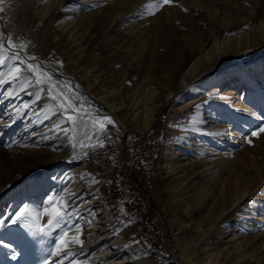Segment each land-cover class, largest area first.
<instances>
[{
  "label": "rangeland",
  "instance_id": "obj_1",
  "mask_svg": "<svg viewBox=\"0 0 264 264\" xmlns=\"http://www.w3.org/2000/svg\"><path fill=\"white\" fill-rule=\"evenodd\" d=\"M0 18V264H264V0H0ZM17 50L117 121L19 87Z\"/></svg>",
  "mask_w": 264,
  "mask_h": 264
},
{
  "label": "bare ground",
  "instance_id": "obj_2",
  "mask_svg": "<svg viewBox=\"0 0 264 264\" xmlns=\"http://www.w3.org/2000/svg\"><path fill=\"white\" fill-rule=\"evenodd\" d=\"M0 21H2V20H0ZM262 27H264V24H262ZM234 37L239 39L240 36L237 35ZM232 39H233V37L230 38L229 40H232ZM224 42L225 41L215 42V46L220 49L224 45ZM19 52L20 51L17 50V53H19ZM24 55L26 57H29L26 54H24ZM25 56L23 58H26ZM21 58H22V56H21ZM28 62L33 63V70H31L32 71L31 74L35 78L37 76H39L40 79L45 83V86L47 88H51V91L54 95L57 94L64 101L66 100L68 103H70L71 107H75V108L78 107L81 111L90 110L92 112L98 113L97 112L98 108L104 106L103 108L105 110H107L109 112V114H112L114 116V119L116 120V117H115L116 113H115L114 108L110 107V105L105 103L103 101V99H98L97 97L93 96V94L88 91L89 90L88 86L82 85V83H80L78 79L71 76L68 73V71L66 69H64L62 66H60L59 64L54 63L52 61H42V60L37 61V59H35L34 61L29 60ZM25 65L27 67V64H25ZM36 65H40L41 67H37ZM57 102H58V100H57ZM67 102H66V105H67ZM72 110H73V108H72ZM113 116H112V120H114ZM118 125H119V127H121L125 131V128L123 127V125L121 126L119 123H118ZM178 156H179L178 152H176V154L173 155V158H171V160H170L171 162H169L167 164L168 168H172V170H174V168H176L175 165H176V161L178 159ZM82 182H85V181H82ZM77 190L82 191V192L88 191L87 190V183H81V186H79ZM98 202H99V200H96L91 205H94V207L96 208V207L100 206V205H95ZM88 203H89V200H88ZM88 203H87V206H88ZM96 211H98V209ZM99 222H103V219H102V221H99ZM236 234L237 233H235V232L233 233L234 236ZM95 239H93V241ZM176 259H178V258L176 257ZM182 264H184V263H182Z\"/></svg>",
  "mask_w": 264,
  "mask_h": 264
},
{
  "label": "snow or ice",
  "instance_id": "obj_3",
  "mask_svg": "<svg viewBox=\"0 0 264 264\" xmlns=\"http://www.w3.org/2000/svg\"><path fill=\"white\" fill-rule=\"evenodd\" d=\"M171 2H172V0H163V4H165V5H168ZM3 38L7 39L8 48H14L15 47V44H13L12 39H11L10 36L6 37V35L4 33H0V49H3L4 46H5ZM8 59H10V60L19 59V62H20L19 65L13 63L12 66L9 68V72L7 73V75L11 76L12 79L17 80V81H22V82L18 83L19 87L24 88L26 84L27 85L35 84L38 88H40V86L43 84V81L40 79L39 76H37L36 79L33 81V80H24L23 77H19L17 75V74H19L21 72V66L25 65V64H27V68L29 70H33V63H29L28 61L29 60L34 61L35 60L34 57L21 58V57H19V55L17 53V54H14L13 56L9 57ZM3 64H4V61L0 60V66H2ZM36 66L37 67H41L40 65H36ZM3 75L4 74H0V84H3V82H4L3 81ZM41 90L46 91L51 99H53V100H57L58 99L57 95H53L52 94L51 88L41 89ZM60 107L64 108L65 113H68V108H65L64 104H61ZM68 107L70 108L71 105H69ZM65 119H66V121L71 122L74 118H73L72 115L68 114V115H66ZM75 119H79V117L77 116V117H75ZM102 119H106L108 124H112L114 127L116 126L115 122L112 119L106 118V117L102 118ZM60 127H61V131H63V132H67L69 130V129L63 128L62 126H60ZM101 127L103 128L104 125H101ZM260 133H264V127L260 128L258 132L254 131L251 135L258 137L260 135ZM96 135L99 136V133L96 134ZM89 139H91V137H89ZM100 144H101V146H103V141H100ZM26 210H27V206H22L18 211H16L14 213L13 216H11V217H9L7 219L10 220L11 224H13V225H17L18 223L23 224L24 223V219H25ZM61 212H63V215H61ZM40 214H41L40 211L37 210V219L39 218ZM43 214H48L49 216L52 215L51 213L48 212V208L47 207L45 209H43ZM29 215H31V213H29ZM4 219L5 218L0 217V224L4 223ZM68 219L69 218L67 217V213L64 212L63 208H61L60 211H57L55 213V219L50 218L48 220L47 227L49 229H52V228L59 229V231L61 232V236L63 237L65 235H67L68 231H71L75 227V225H70L68 223ZM34 226L35 225H31L30 226V230H31V227H34ZM41 231L43 232V229H41ZM44 234L45 235H49L50 232H44ZM74 243H78V244L82 245L83 242L81 240H79V239H75V240L69 242L68 244H65V241L61 238L60 241H59V244H57L56 251L59 252L60 245H64L65 247H68V246H71V244H74ZM50 255H51V253H50ZM13 258H15V257H13Z\"/></svg>",
  "mask_w": 264,
  "mask_h": 264
},
{
  "label": "water",
  "instance_id": "obj_4",
  "mask_svg": "<svg viewBox=\"0 0 264 264\" xmlns=\"http://www.w3.org/2000/svg\"><path fill=\"white\" fill-rule=\"evenodd\" d=\"M126 133V132H125ZM123 148H124V146H123ZM127 173V172H126ZM130 181H132L130 178H128ZM136 187H138V186H136ZM140 190H142L140 187H138ZM174 256V255H173ZM176 257L174 256V259H175Z\"/></svg>",
  "mask_w": 264,
  "mask_h": 264
}]
</instances>
